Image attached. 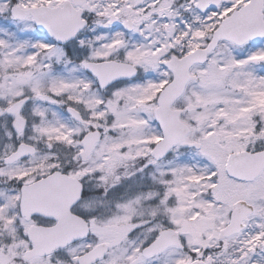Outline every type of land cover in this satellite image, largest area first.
<instances>
[{
    "label": "snow or ice",
    "instance_id": "obj_1",
    "mask_svg": "<svg viewBox=\"0 0 264 264\" xmlns=\"http://www.w3.org/2000/svg\"><path fill=\"white\" fill-rule=\"evenodd\" d=\"M0 264H264V0H0Z\"/></svg>",
    "mask_w": 264,
    "mask_h": 264
}]
</instances>
